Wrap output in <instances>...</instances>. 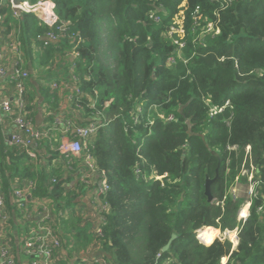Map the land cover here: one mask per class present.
<instances>
[{
  "label": "trees",
  "instance_id": "trees-1",
  "mask_svg": "<svg viewBox=\"0 0 264 264\" xmlns=\"http://www.w3.org/2000/svg\"><path fill=\"white\" fill-rule=\"evenodd\" d=\"M54 1L60 18L85 42L46 45L42 37L50 28L32 13L17 19L10 2L3 4L6 24L9 30L20 27L26 61L36 68L49 66L45 70L51 74L60 71V62L55 63L65 51L79 48L82 53L74 71L81 75L82 89L97 90L98 107L109 119L91 151L109 177L102 246L113 263L156 264L161 252L162 263L221 264L227 256L226 264H264V0ZM210 21L220 33L201 37ZM173 25L179 28L173 37L186 42L182 49L170 37L167 28ZM63 62L69 78L71 59ZM24 68L30 67L26 63ZM30 79L26 100L32 115L36 102L44 107L58 103L51 86ZM219 107L223 110L212 111ZM2 128L0 188L12 210L14 179L36 174L18 148H8ZM211 150L221 154L220 166ZM244 166H255L262 180L245 222L239 219L245 199L229 191L237 177L249 182L241 175ZM218 168L215 202H209L206 178L215 177ZM49 173L58 182L45 180L42 171L37 192L51 197L58 209L74 194L64 190L61 170ZM238 226L235 250L228 240L205 245L197 238L202 228L199 238L210 228Z\"/></svg>",
  "mask_w": 264,
  "mask_h": 264
},
{
  "label": "built area",
  "instance_id": "built-area-1",
  "mask_svg": "<svg viewBox=\"0 0 264 264\" xmlns=\"http://www.w3.org/2000/svg\"><path fill=\"white\" fill-rule=\"evenodd\" d=\"M14 0H2L0 4V115L8 118L13 123V132H10L5 141L9 149L18 148L21 154L26 156L28 161L40 160L42 145H47L58 154L59 160L71 162L73 160H81L86 169V174L81 179L79 186L88 185L93 189V197L91 199L92 211L88 212L91 217L92 226L87 230L92 233L91 251L98 250V254L94 256H85L79 252H75V260L80 264H114L111 258L103 250L104 225L107 224V212L110 211V203L107 200V193L110 190V183L107 171L101 169L98 165L96 155L91 151L93 142L100 130L108 123V117L105 115L104 109L98 107V92L96 89L86 91L82 89V78L74 69L82 60V53L79 48H71V52L62 54L57 57L55 65L63 60L71 59L70 77L60 81L51 80L43 81L46 86H51L52 90L68 89V100L74 113L78 116L88 109L90 116L87 123H83L82 119L78 122L73 117L65 115H54L50 124L39 127L31 111H28V102L26 100V80L31 77L29 69L24 68V49L15 34H7L6 32V13L3 9L5 2H10L12 9L19 15L22 12L35 14L40 22L50 28V30L42 37L47 45L50 41L60 42L66 40L71 44L77 45L85 42V39L76 31H73L67 21L60 18L57 12V4L54 0H21V3L15 5ZM225 2L226 0H217ZM178 17L174 18V23L178 22ZM170 37L173 42L180 48L186 46V42L174 38L173 35L179 32V28L175 25L169 28ZM218 34L220 28L216 26L215 21L208 22L207 26L202 30L201 37L204 34ZM177 42V43H176ZM171 62L175 61L171 57ZM10 60L14 61L11 69ZM51 82V83H49ZM11 85L15 92L14 100L3 97V89ZM92 94L95 96L92 98ZM229 101L226 102V105ZM225 107V106H224ZM223 107L213 108V112H220ZM31 113V115H30ZM80 117V116H79ZM169 119H173L170 115ZM0 122L3 119L0 118ZM255 166H244L241 175L248 176L249 182V200H247L248 212L239 213V219L244 222L250 215L253 200L261 194L259 186L262 183L261 177H256ZM240 175V176H241ZM51 183L55 184L58 179L55 175L51 176ZM157 178L159 176H156ZM18 183L13 184L12 189V210L20 211L25 216L30 212V200L28 194L37 189V181L30 178H19ZM237 181V182H236ZM235 184L231 189L234 198L240 197L241 180L236 178ZM74 198L69 201L71 203ZM36 208V222L32 229L22 230V244L19 252L24 253L30 258V264H62L66 259L63 256V249L67 246L75 247L77 241L72 244L66 239L67 232L63 229L66 222L71 220L74 215L81 212L84 208L77 206L76 210L68 207L67 200H63L61 206L56 209V204L51 197L41 196L31 199ZM263 206L258 207L261 212ZM12 210L6 204V197L0 188V264H18V256L16 247L10 241H4L2 234H8L12 231ZM84 227V224L82 223ZM72 232V231H71ZM220 235L218 239L221 241L228 240L232 243V249L235 250L240 243V227L234 229L219 228ZM74 233V232H72ZM222 237V238H221ZM238 244V245H237ZM237 245V246H236ZM101 249V250H100ZM162 253L157 254L156 264H178L173 259H167L161 262ZM225 264V263H221Z\"/></svg>",
  "mask_w": 264,
  "mask_h": 264
},
{
  "label": "crops",
  "instance_id": "crops-1",
  "mask_svg": "<svg viewBox=\"0 0 264 264\" xmlns=\"http://www.w3.org/2000/svg\"><path fill=\"white\" fill-rule=\"evenodd\" d=\"M14 11V9H12ZM7 15V12L4 11ZM14 15L17 19H19L21 16L17 15L14 11ZM7 18V16H6ZM6 24V22H5ZM20 26V25H19ZM18 26V27H19ZM20 27L18 29H14V30H9L8 26L6 24V32L7 34L11 35V34H15L17 37H19L20 35ZM36 52H40L42 51V48H35ZM37 54V53H36ZM35 54V56H36ZM25 55V54H24ZM26 63L28 64V66L30 67L29 70L30 72L33 71V77H30V80L35 81L36 84L40 85H44L43 81H48L49 79L58 81L60 83V81L67 79L68 78V74H66V76H64V71H65V67L67 65L64 64V62L62 61L59 66L56 68L60 71H51V73H49V71L45 70L48 69L47 67L49 66H39L36 68V65H34L32 62H27L25 57H24V65L26 66ZM11 69L14 66V61L10 60L9 62ZM62 66V67H60ZM36 68V70H35ZM60 68V69H59ZM40 73L42 75L41 78L40 77ZM51 83V82H49ZM46 86V85H45ZM53 94H56L58 96V103L57 101L55 102V105H48L46 107H44V105L42 104V102H36L35 108L33 110V117L35 118L36 124L39 127H43L46 126L48 124L51 123V121L53 120L52 117L56 114L60 115H65L67 117H73L75 120H77L78 122H80L82 119L83 123H87L90 113L88 110L83 111L81 114H79V116L73 112L72 107L70 105V102L68 100V95H69V90L68 89H63V90H58V91H54L52 90ZM3 97L4 98H9L10 100H14L15 98V92L13 90V88L11 87L10 84H8L7 88L3 89ZM56 98L52 97L51 101H54ZM0 118L3 119V122H0V125L3 126L2 128V132L4 136H7L10 132H13L14 126L13 123L11 122L10 119H8L7 117L4 118V115H0ZM14 148H11L10 150H13ZM18 153L21 154V151L18 149L17 150ZM22 155V154H21ZM24 156V155H23ZM46 163V164H45ZM25 166H29L30 170L32 172H34L35 178H30V177H16L14 179V183H18L17 179L19 178H30L32 180H35V182L37 181V186H38V178L40 177L41 172L43 171V175L46 178L45 180H47L48 182H51V176L55 175V174H50V171H53L55 169H59L61 170V174H63L60 179H65L63 186H64V190L68 191V193H71V195L74 194V200L69 203V200H67V204L68 207L72 208L73 210H76L77 206H80L82 208H84L83 210L85 211L84 213H79L78 216L74 215L71 220H69L68 222L65 223L64 225V230L67 232L66 234V239L70 242L72 240V244L75 243V241H77V243L75 244V247H72L70 249V247H66L63 249V256L66 259V261H64L62 264H80L79 261L75 260V252H79L82 255H87V256H94L98 254V250L96 251H91V242H92V233L87 232V230L91 229L92 226V222H91V217L90 214L88 212L92 211V206H91V199L93 197V189L90 188L88 185H85L82 183L81 186H79V184L81 183V179L83 178V176L86 174V169L85 166L83 165L81 160H73L71 162H66L65 160H59L58 159V154L52 150L50 147H48L47 145H42V149H41V156H40V160H35V161H25ZM41 168H45L43 169L41 172ZM47 175V177H46ZM56 176V175H55ZM58 178V177H57ZM52 184V183H51ZM34 197H41L40 194H38L37 189L35 191H33V194L30 192L28 194V199L30 200V212L28 213V215H24L23 213H21L20 211H16V210H12V231L8 234H2L1 237L4 241H10L15 247H16V251H17V256H18V264H30V258L28 256H26L24 253L19 252V247L22 244V236L24 229H32L33 227H35V222L36 220V206L33 203V201H31V199H34ZM49 197V196H46ZM10 208V207H9ZM11 210V208H10ZM38 210V209H37ZM82 223L84 224V227L82 226ZM74 233H72V232ZM90 237V241L81 247V245L85 244L88 241V238ZM213 241V240H212ZM209 242V241H208ZM211 242V241H210ZM207 243V242H206ZM101 250V249H100ZM104 250V249H103ZM104 252L106 253V251L104 250ZM107 255L109 256V254L107 253ZM110 257V256H109ZM228 261V257L227 260L224 262L225 264Z\"/></svg>",
  "mask_w": 264,
  "mask_h": 264
},
{
  "label": "rangeland",
  "instance_id": "rangeland-1",
  "mask_svg": "<svg viewBox=\"0 0 264 264\" xmlns=\"http://www.w3.org/2000/svg\"><path fill=\"white\" fill-rule=\"evenodd\" d=\"M23 13H25V12H22V13H20L19 15L21 16ZM168 30H169V27L167 28ZM169 32H170V30H169ZM80 36L81 37H83V35L82 34H80ZM18 39H19V37H18ZM177 43V42H176ZM85 44V43H84ZM72 50L70 49V50H68V51H65V53H69V52H71ZM170 61L172 60V58H170L169 59ZM36 70V69H35ZM23 158H24V160H28L27 158H26V156H23ZM46 164V163H45ZM162 177H164V176H159L158 178H162ZM237 182V181H236ZM235 181H234V183L232 184V186H230V188H229V191L231 190V187H233V185L236 183ZM241 185H242V187L240 188V191H239V195H240V199H245V201L243 202V205L241 206V208H240V214H241V216L243 215V208L247 205V200H249V183H246V182H244V181H242L241 180ZM231 192V191H230ZM211 202H215V200H212ZM203 229V228H202ZM202 229H199L198 231H197V238L199 239V241H200V243H203V244H205V245H207L206 243H204L200 238H199V232L202 230ZM219 229V228H218ZM222 230V229H221ZM222 238V237H221ZM216 239H218L217 237L214 239V240H216ZM238 245V244H237ZM238 248V246L236 247V249ZM225 259V260H224ZM227 260V256L226 257H223L222 258V263H224L225 261Z\"/></svg>",
  "mask_w": 264,
  "mask_h": 264
},
{
  "label": "water",
  "instance_id": "water-1",
  "mask_svg": "<svg viewBox=\"0 0 264 264\" xmlns=\"http://www.w3.org/2000/svg\"><path fill=\"white\" fill-rule=\"evenodd\" d=\"M15 5H18L21 3V0H14L13 1ZM213 154H215L219 160V166L222 164V157H221V154L214 151V150H211ZM218 166V167H219ZM218 176H219V168L217 169L216 171V175L215 177L211 178V177H207L206 178V183H205V195L208 197V201L211 202L212 200H214V195H213V192H212V185L215 183V181L218 179ZM205 227H208V226H205ZM204 227V228H205ZM176 235H173L172 239L170 240V242L164 247L163 251H168V249L170 248V245L172 243V241L175 239ZM211 245V244H210Z\"/></svg>",
  "mask_w": 264,
  "mask_h": 264
},
{
  "label": "bare ground",
  "instance_id": "bare-ground-1",
  "mask_svg": "<svg viewBox=\"0 0 264 264\" xmlns=\"http://www.w3.org/2000/svg\"><path fill=\"white\" fill-rule=\"evenodd\" d=\"M248 212V205H246L243 208V213H247ZM218 235H220L219 229L216 228H210L209 230H207V232L205 234H203L200 239L206 243V242H210L212 240H214L216 237H218ZM237 246V245H236ZM225 260V259H224Z\"/></svg>",
  "mask_w": 264,
  "mask_h": 264
}]
</instances>
